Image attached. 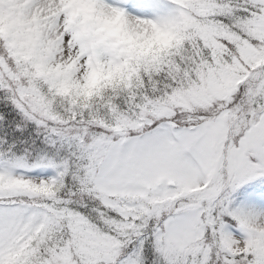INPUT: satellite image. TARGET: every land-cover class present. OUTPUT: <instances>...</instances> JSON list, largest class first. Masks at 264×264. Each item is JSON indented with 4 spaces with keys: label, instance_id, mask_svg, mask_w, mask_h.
Instances as JSON below:
<instances>
[{
    "label": "snow or ice",
    "instance_id": "snow-or-ice-1",
    "mask_svg": "<svg viewBox=\"0 0 264 264\" xmlns=\"http://www.w3.org/2000/svg\"><path fill=\"white\" fill-rule=\"evenodd\" d=\"M0 0V264H264V0Z\"/></svg>",
    "mask_w": 264,
    "mask_h": 264
},
{
    "label": "clouds",
    "instance_id": "clouds-1",
    "mask_svg": "<svg viewBox=\"0 0 264 264\" xmlns=\"http://www.w3.org/2000/svg\"><path fill=\"white\" fill-rule=\"evenodd\" d=\"M99 20L104 27L144 48L166 44L170 39L166 32L157 30L151 24L139 22L137 16L129 14L123 7L109 3L108 0H101Z\"/></svg>",
    "mask_w": 264,
    "mask_h": 264
},
{
    "label": "rangeland",
    "instance_id": "rangeland-1",
    "mask_svg": "<svg viewBox=\"0 0 264 264\" xmlns=\"http://www.w3.org/2000/svg\"><path fill=\"white\" fill-rule=\"evenodd\" d=\"M108 2L123 7L131 15L153 18L159 11L162 0H108Z\"/></svg>",
    "mask_w": 264,
    "mask_h": 264
},
{
    "label": "bare ground",
    "instance_id": "bare-ground-1",
    "mask_svg": "<svg viewBox=\"0 0 264 264\" xmlns=\"http://www.w3.org/2000/svg\"><path fill=\"white\" fill-rule=\"evenodd\" d=\"M128 1V0H127ZM119 2H121V1H119Z\"/></svg>",
    "mask_w": 264,
    "mask_h": 264
}]
</instances>
